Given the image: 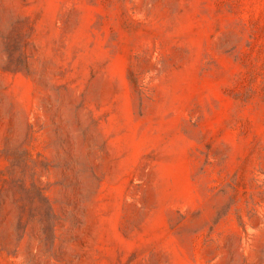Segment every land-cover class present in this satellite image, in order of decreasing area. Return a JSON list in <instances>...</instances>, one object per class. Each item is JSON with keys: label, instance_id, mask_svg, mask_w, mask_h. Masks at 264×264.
Instances as JSON below:
<instances>
[{"label": "rangeland", "instance_id": "obj_1", "mask_svg": "<svg viewBox=\"0 0 264 264\" xmlns=\"http://www.w3.org/2000/svg\"><path fill=\"white\" fill-rule=\"evenodd\" d=\"M0 264H264V0H0Z\"/></svg>", "mask_w": 264, "mask_h": 264}]
</instances>
